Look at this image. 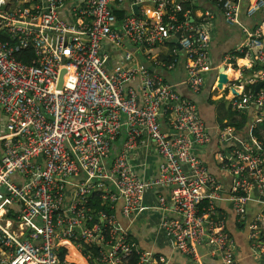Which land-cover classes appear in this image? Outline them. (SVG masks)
I'll return each instance as SVG.
<instances>
[{
    "label": "built area",
    "instance_id": "2783aa9c",
    "mask_svg": "<svg viewBox=\"0 0 264 264\" xmlns=\"http://www.w3.org/2000/svg\"><path fill=\"white\" fill-rule=\"evenodd\" d=\"M76 1L0 0V264H59L63 240L75 244L89 264H170L141 250L114 213L121 199V215L136 222L145 193L156 187L170 191L178 218L163 219L160 228L181 254L196 259L199 247L206 246L222 264H240L218 207L225 198L222 186L197 155L211 140L209 129L197 105L137 55L147 50L148 57V51L176 40L187 58L186 83L200 92L205 75L215 69L214 15L204 11L196 23L194 0ZM208 1L246 37L225 64L238 52H251L263 66L258 80H264V21L245 27L240 1ZM137 5L150 7L154 15H136ZM114 10L126 12L120 26ZM263 12L264 0H253L246 15ZM112 51L120 58L115 70L109 67ZM25 53L32 55L29 63L18 58ZM227 101L236 112L254 104L264 119V91L234 94ZM164 120L172 135L163 131ZM232 136L226 127L220 142ZM149 142L163 163L159 178L145 182L131 160ZM219 157L234 178L232 195L225 199L236 214L243 218L251 192L264 206V142ZM72 179L78 183L68 201ZM96 197L100 210L93 209ZM158 208L166 209L162 198Z\"/></svg>",
    "mask_w": 264,
    "mask_h": 264
},
{
    "label": "crops",
    "instance_id": "0c3cea01",
    "mask_svg": "<svg viewBox=\"0 0 264 264\" xmlns=\"http://www.w3.org/2000/svg\"><path fill=\"white\" fill-rule=\"evenodd\" d=\"M80 1L77 0L76 3ZM252 1L240 0L241 22L245 27L250 28L264 19V12L253 17L246 15ZM147 11H150L149 16L154 15L150 7L142 5L139 8L141 16ZM204 11L211 12L215 18L210 47V59L215 69L205 75V84L200 92H193L186 83L187 58L176 40L172 39L166 45L148 51V57L145 55L147 50H139L137 55L143 66L162 75L168 84L176 86L183 97L197 105L211 138L208 144L197 150V155L222 186L223 196L228 198L232 195L234 178L223 170L219 155L223 154L227 157L233 150L243 145L256 146L258 142H264V119L261 118L260 110L254 104H250L243 111H233L227 98H231L234 94L249 95L248 92L252 87L264 82L258 80L263 66L257 63L251 52H238L233 63L225 64V57L244 44L245 34L240 27L227 25L222 11L208 0H194L192 15L196 23L200 21ZM62 14L66 19L71 18L65 10ZM124 46L133 49L129 42H125ZM105 49L111 51L110 45L106 44ZM116 53L112 51L113 57L109 65L111 70L118 68ZM171 64H174V67L168 69ZM249 80L253 82L249 83ZM131 87L138 89V83L131 84ZM260 91H264L263 88ZM224 126L233 129V138L227 143H222L219 139L220 131L226 128ZM162 127L164 132L173 134L167 120L163 121ZM162 163L163 160L156 146L151 142L140 149L131 160L135 174L145 182L156 181L159 178ZM17 180L18 177H14V181L18 182ZM77 183L78 179H72V185L68 187V201L72 200ZM250 197L252 201L247 204L243 218L236 214L230 200L224 198L218 203V207L227 218L228 231L235 242L239 263L264 264V206L257 201L256 192H251ZM160 198L165 201V210L158 208ZM122 205L123 201L118 200L116 215L120 225L141 250L155 257H164L170 264H222L218 258L209 256L206 246L199 247L196 259L184 256L175 248L171 237L160 228L163 219L178 218L169 190L162 187L148 190L144 195L142 212L134 223H130L121 215ZM58 258L59 264H89L78 247L66 240L60 242Z\"/></svg>",
    "mask_w": 264,
    "mask_h": 264
},
{
    "label": "trees",
    "instance_id": "16d2710c",
    "mask_svg": "<svg viewBox=\"0 0 264 264\" xmlns=\"http://www.w3.org/2000/svg\"><path fill=\"white\" fill-rule=\"evenodd\" d=\"M236 2L237 1H240V0H235ZM213 5V4H212ZM185 8L186 9H190L191 8V4H185ZM114 14L116 15V17H117V21L118 22H121L122 21V19L124 18V16H125V14H126V12H125V10H119V11H116V10H114ZM262 21H264V19L263 20H261L260 22H262ZM259 22V23H260ZM258 23V24H259ZM257 24V25H258ZM256 25V26H257ZM166 45V44H165ZM18 58H19V60L20 61H23L24 63H29L30 62V60H31V58H32V55L31 54H19L18 55ZM162 76V75H161ZM256 86V85H255ZM255 86L254 87H252L251 88V90L248 92L249 93V95H253V90H254V88H255ZM263 90H264V87H263ZM224 127H226V126H224ZM224 127H222V128H224ZM116 155V153L114 152V154H113V156H115ZM207 166V165H206ZM211 173V172H210ZM93 209H98V210H100V209H102L101 208V201L99 200V198L98 197H96L95 199H94V207H93ZM114 213L116 214V212L114 211Z\"/></svg>",
    "mask_w": 264,
    "mask_h": 264
},
{
    "label": "water",
    "instance_id": "95a60500",
    "mask_svg": "<svg viewBox=\"0 0 264 264\" xmlns=\"http://www.w3.org/2000/svg\"><path fill=\"white\" fill-rule=\"evenodd\" d=\"M139 8H140L139 5L133 7L134 13H135L136 15H139ZM64 74H65V71H63V72L61 73V76H60V82H59V88L62 87V84H63V76H64ZM224 80H225V78H224ZM221 81L223 82V79H222ZM263 86H264V82H260V83L255 87V90H254V95H255V96H256V95L258 94V92L263 88Z\"/></svg>",
    "mask_w": 264,
    "mask_h": 264
},
{
    "label": "rangeland",
    "instance_id": "374dc122",
    "mask_svg": "<svg viewBox=\"0 0 264 264\" xmlns=\"http://www.w3.org/2000/svg\"><path fill=\"white\" fill-rule=\"evenodd\" d=\"M116 59H118V60H119L120 58H119V57H117ZM4 120H5V118H4Z\"/></svg>",
    "mask_w": 264,
    "mask_h": 264
},
{
    "label": "bare ground",
    "instance_id": "6f19581e",
    "mask_svg": "<svg viewBox=\"0 0 264 264\" xmlns=\"http://www.w3.org/2000/svg\"><path fill=\"white\" fill-rule=\"evenodd\" d=\"M67 83H69V80H66Z\"/></svg>",
    "mask_w": 264,
    "mask_h": 264
}]
</instances>
